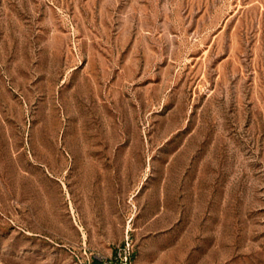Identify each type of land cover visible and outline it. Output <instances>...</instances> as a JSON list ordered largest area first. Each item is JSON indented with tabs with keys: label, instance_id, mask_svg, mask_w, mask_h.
<instances>
[{
	"label": "rangeland",
	"instance_id": "obj_1",
	"mask_svg": "<svg viewBox=\"0 0 264 264\" xmlns=\"http://www.w3.org/2000/svg\"><path fill=\"white\" fill-rule=\"evenodd\" d=\"M0 264H264V0H0Z\"/></svg>",
	"mask_w": 264,
	"mask_h": 264
}]
</instances>
